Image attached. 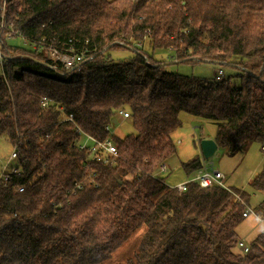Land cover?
Segmentation results:
<instances>
[{
	"label": "trees",
	"instance_id": "obj_1",
	"mask_svg": "<svg viewBox=\"0 0 264 264\" xmlns=\"http://www.w3.org/2000/svg\"><path fill=\"white\" fill-rule=\"evenodd\" d=\"M1 26L0 137L18 149L16 172L0 181V264H103L140 229L123 264H264V230L244 242L247 253L237 232L256 194L253 211L264 214V163L250 191L192 181L179 193L152 178L177 155L182 113L215 126L230 155L264 149V0H0ZM12 33L30 46L71 42L89 59L56 71L43 54L11 46ZM142 44L236 67L239 83L169 72ZM129 48L127 61L111 55ZM120 111L135 132L112 137L117 163L91 160L74 129L104 140ZM203 162L181 165L190 175Z\"/></svg>",
	"mask_w": 264,
	"mask_h": 264
},
{
	"label": "rangeland",
	"instance_id": "obj_2",
	"mask_svg": "<svg viewBox=\"0 0 264 264\" xmlns=\"http://www.w3.org/2000/svg\"><path fill=\"white\" fill-rule=\"evenodd\" d=\"M3 26H1V29ZM12 39H10L9 44L13 47H26L27 49L33 51L32 46L26 42L21 36H14L12 33ZM145 46V47H144ZM134 47H136L134 45ZM141 48H146L147 52L153 57L154 60L162 61L166 65V69L169 72H175L182 76H193L197 78H208L216 79L218 71L222 69L224 76L226 78H232L233 84H238L237 79L234 75L238 74L241 70L238 68L230 66H221L220 64L213 63H200V62H183L177 60L175 52L171 50H158L153 51L149 46L143 45ZM141 50L140 52H146ZM133 48L129 49H114L111 55L114 59L119 61H127L131 59L135 53ZM181 123H183L180 130L175 134L177 141V155L172 157L168 163L167 167L170 172L166 174V183L172 186L177 185V183H182L186 181H192L196 173L187 175L184 169H182V163L188 162L193 158L201 156L199 145L200 142L206 139H213L216 133V128L211 123L204 121L201 118L188 116L184 113L180 114ZM112 137L124 138L133 134L134 128L131 124V119L124 120L122 116L118 115L116 118V124L111 127ZM13 146L3 137H0V172L4 167L7 166L9 161H11V154L13 152ZM206 167L213 171H219L221 174L225 175L224 183L227 187L232 189H243L250 191V183L253 178L262 170L264 163V149L261 148L260 143H252L248 153L242 155L238 153L237 155H230L224 149H218L215 154L205 160ZM10 164V163H9ZM11 165H15V161L11 162ZM263 197L260 194L253 196L249 208L253 211L254 207L259 205ZM251 214L248 218L239 225L237 230L238 234L244 242L252 241L256 235L264 230V224L260 223L256 218V211ZM144 231L143 229L138 230L133 237L128 240L122 248L118 250L109 260L103 264H123L130 258L134 251L137 249V245L142 238Z\"/></svg>",
	"mask_w": 264,
	"mask_h": 264
},
{
	"label": "built area",
	"instance_id": "obj_3",
	"mask_svg": "<svg viewBox=\"0 0 264 264\" xmlns=\"http://www.w3.org/2000/svg\"><path fill=\"white\" fill-rule=\"evenodd\" d=\"M5 8L2 12V18L4 16ZM1 30V28H0ZM68 45H70L66 49H60L58 47H55L52 43H48L46 39H42L38 41L36 44L32 45V49L34 52H38L43 54L44 58L49 61L47 66L53 68L56 71L60 72H71L74 70L79 69L84 62H86L89 58L87 57V54L82 51L78 52L72 48V43L70 42ZM138 53V52H137ZM0 65H2V58L0 54ZM224 72L222 69L218 71L217 80L219 81L223 77ZM50 100L46 97L42 98L41 100V108L47 109L50 105ZM62 112V110H60ZM120 116L123 117L124 120L129 119L130 114L124 111H120L118 113ZM63 115V114H62ZM73 116L68 115L61 118V121L65 122H72ZM107 131L109 132V136L104 140H96L95 138L87 135L83 130L76 126L74 129V133L78 136L76 145L79 146V149L81 151H88L91 156V160L96 161L97 163H102L104 165L109 166H115L117 163V160L119 159L118 153H117V146L114 140H112V130L111 126L107 127ZM17 149L18 147H15L13 149V152L11 154V161L7 164L6 167L2 169L0 172V181L3 180L4 182H7L9 180L8 174L10 172L15 173L16 169L11 166V162L15 161L17 158ZM203 169L199 170L195 177L192 179V181L199 184V186L202 189H207L211 187H220V188H227V185L224 183L225 175L220 173L219 171H213L206 167V163L203 162ZM158 171H156L154 174H152V178L155 180L163 181L166 184V181L164 177L167 173L170 172V169H168L166 164H162L157 168ZM95 176L94 173H90L89 178H93ZM140 177V176H139ZM163 178V179H161ZM192 181H186L182 183H177V185L172 186L169 185L172 189H176L179 191V193H183L188 188V183H192ZM77 188H81L79 185L76 186ZM96 187V186H95ZM24 189L19 188V192H23ZM254 212L251 210V208L247 207L245 210V213L243 214L244 218H248L251 214ZM257 220L264 224V214L259 215L256 213ZM239 248L244 253H247L249 251L248 245L244 243V241H239Z\"/></svg>",
	"mask_w": 264,
	"mask_h": 264
},
{
	"label": "water",
	"instance_id": "obj_4",
	"mask_svg": "<svg viewBox=\"0 0 264 264\" xmlns=\"http://www.w3.org/2000/svg\"><path fill=\"white\" fill-rule=\"evenodd\" d=\"M116 120L113 121V124ZM200 153L204 160L211 158L215 152L218 150V145L213 139H206L200 142L199 145Z\"/></svg>",
	"mask_w": 264,
	"mask_h": 264
},
{
	"label": "crops",
	"instance_id": "obj_5",
	"mask_svg": "<svg viewBox=\"0 0 264 264\" xmlns=\"http://www.w3.org/2000/svg\"><path fill=\"white\" fill-rule=\"evenodd\" d=\"M176 134V133H175ZM174 138H175V135H174Z\"/></svg>",
	"mask_w": 264,
	"mask_h": 264
}]
</instances>
